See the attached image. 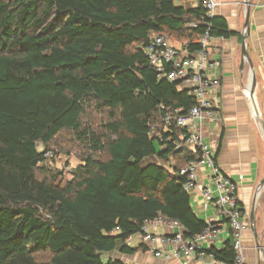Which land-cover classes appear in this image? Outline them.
I'll use <instances>...</instances> for the list:
<instances>
[{"label":"trees","instance_id":"1","mask_svg":"<svg viewBox=\"0 0 264 264\" xmlns=\"http://www.w3.org/2000/svg\"><path fill=\"white\" fill-rule=\"evenodd\" d=\"M177 1L0 0V264H125L110 254L146 251L125 241L148 221H177L185 238L207 226L178 176L198 152L149 135L161 106L184 114L195 101L143 49L165 35L195 55L206 32L235 33ZM64 131L85 150L69 181L39 166ZM208 252L235 264L231 239Z\"/></svg>","mask_w":264,"mask_h":264},{"label":"crops","instance_id":"2","mask_svg":"<svg viewBox=\"0 0 264 264\" xmlns=\"http://www.w3.org/2000/svg\"><path fill=\"white\" fill-rule=\"evenodd\" d=\"M215 17L225 21L228 30L235 33L229 38H216L208 48L210 56L219 67L215 76L219 89L215 95L217 114L215 121L202 127L204 140L216 145L215 161L221 173L237 185L240 208L252 228L243 234L242 247L247 264H264V0H215ZM185 9L197 8L198 0H178ZM249 10L246 25V12ZM172 43V40H171ZM173 46L183 44L174 41ZM242 45L247 56L242 54ZM250 106L255 116L252 117ZM210 171H200L199 183L208 185ZM195 214L207 223H215L221 229L218 237L201 244L189 259L154 257L138 249L131 255L119 252L112 258L125 264H195L197 260L207 264L216 262L208 250H223L231 239L232 232L220 216L218 208L206 205L198 191L189 195ZM154 235L169 236L171 231L148 226ZM117 234V233H116ZM126 242V241H125ZM129 247H146L141 234L132 235ZM147 249V247H146ZM164 251H172L168 244Z\"/></svg>","mask_w":264,"mask_h":264},{"label":"built area","instance_id":"3","mask_svg":"<svg viewBox=\"0 0 264 264\" xmlns=\"http://www.w3.org/2000/svg\"><path fill=\"white\" fill-rule=\"evenodd\" d=\"M198 1L204 10L205 17H214L217 6L215 0ZM206 25L209 26V24ZM189 27L196 28L197 25L191 23ZM215 39L206 32L199 40L201 49L195 55H191L187 47L173 46L168 36L151 35L143 52L155 70L157 78L177 83L178 88L185 90L194 99L195 104L184 114L179 109L161 106L164 114L159 122L150 126L149 135L162 143L163 149L186 148L198 152L197 158L189 161L178 172V176L185 178L183 189L189 195L198 191L206 205L218 208L220 216L227 222L232 232L235 264H247L242 239L244 232L252 228V224L246 221L238 203L237 185L226 178L216 164V145L206 142L202 133L205 123L215 121L217 114L215 95L219 89V81L214 73L219 63L215 62L208 52L211 42ZM174 133L177 135L176 139L173 138ZM202 169L210 171L207 176V186L199 183ZM148 226L161 227L171 231V234L169 236L154 235L148 231ZM220 233L218 224L207 223L200 233L185 238L183 229L177 221L158 217L144 224L141 236L147 247V253L154 257L189 259L201 244L215 240ZM129 240L130 237L126 239V242L129 243ZM168 244L173 247L172 251H164L163 248ZM195 264L207 263L197 260Z\"/></svg>","mask_w":264,"mask_h":264},{"label":"rangeland","instance_id":"4","mask_svg":"<svg viewBox=\"0 0 264 264\" xmlns=\"http://www.w3.org/2000/svg\"><path fill=\"white\" fill-rule=\"evenodd\" d=\"M172 40V44H173ZM101 120L100 116L91 113L90 119L85 121V126L92 124V128ZM158 145V144H157ZM163 147L160 146L159 149ZM85 155V150L81 146L78 139L74 137L70 132H61L54 141L48 146V155L45 164H40L45 169L46 174H56L58 180L69 181L71 179V170L78 167L82 163V157ZM157 160L153 157L144 160L142 165L145 166L149 163H156ZM44 175L38 173V177L41 179ZM45 262V258L41 256L39 258ZM45 264V263H43Z\"/></svg>","mask_w":264,"mask_h":264},{"label":"water","instance_id":"5","mask_svg":"<svg viewBox=\"0 0 264 264\" xmlns=\"http://www.w3.org/2000/svg\"><path fill=\"white\" fill-rule=\"evenodd\" d=\"M248 17H249V10H247V12H246V22H245L246 25H247V23H248ZM241 50H242V54H243L244 56H247L246 53H245V51H244V47H243V45H242ZM250 112H251L252 117H254V116H255V113H254L253 109L251 108V106H250ZM260 185H264V179L261 181ZM252 230H253V232H254V237L256 238V231H255V229H254V227H253V224H252Z\"/></svg>","mask_w":264,"mask_h":264}]
</instances>
